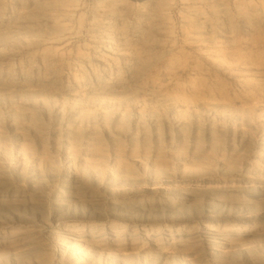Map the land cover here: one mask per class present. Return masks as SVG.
<instances>
[{
    "label": "bare ground",
    "instance_id": "obj_1",
    "mask_svg": "<svg viewBox=\"0 0 264 264\" xmlns=\"http://www.w3.org/2000/svg\"><path fill=\"white\" fill-rule=\"evenodd\" d=\"M262 25L263 0H0V220L110 222L115 241L131 221L158 229L264 225V206L234 204L264 196L263 115L207 89L202 70L184 65L179 50L232 43ZM189 70L194 77L182 80ZM228 154L232 166L224 165ZM189 160L197 161L184 167ZM167 186L173 192L156 198ZM47 194L59 202L46 215L38 201ZM129 195L134 200L124 203ZM110 196L123 200L113 219L102 205ZM192 201L214 204L193 217L178 205ZM233 232L238 238L215 256L264 264V245L251 248L248 233ZM83 235L59 249L66 264H134L127 260L137 255L135 264H200L185 249L115 254ZM42 253L38 246L28 255L48 264Z\"/></svg>",
    "mask_w": 264,
    "mask_h": 264
},
{
    "label": "rangeland",
    "instance_id": "obj_2",
    "mask_svg": "<svg viewBox=\"0 0 264 264\" xmlns=\"http://www.w3.org/2000/svg\"><path fill=\"white\" fill-rule=\"evenodd\" d=\"M179 50L182 51L181 61L184 65L191 67L196 72L202 70L201 82L206 85L207 89L223 93V95H227L230 98H236V100L246 105H252V103L256 105L258 108L257 114L263 115L258 124L259 126L261 125V128L264 127V25L254 34L236 33L232 43H222L218 40L210 47L201 49L187 47ZM204 52L210 56L208 61H204L201 57ZM192 74L193 71L189 70L181 79L184 81L188 80L194 77ZM250 94L255 96L257 101L250 102L248 98ZM196 161L189 160L183 166L191 167ZM224 162L226 166L234 165V161L229 154ZM178 166L181 167L179 164ZM178 166L177 164L172 165L176 171L181 169ZM141 183L146 188L149 183V177L147 175L141 176ZM21 189L27 191V185L24 184ZM173 189L171 186H167L165 188L166 193L159 192L156 198H165L164 195L172 193ZM142 193L143 196L148 198L149 195L146 190ZM255 195L245 196L238 202L236 201L237 203H234L235 201H229V203L233 202L237 205L241 202L253 204L256 207H263L264 196H259L258 193ZM134 198V195H129L125 198L124 203H131ZM223 199L219 196L216 201L221 202ZM120 201L123 200L111 196L102 200L108 219H113L111 209L118 205ZM167 201L176 200L168 198ZM58 202L54 200L52 194H47L38 201L39 204L41 203L44 206L46 215L52 214L55 204ZM207 204L214 203L210 201L203 203L192 201L178 205L182 206L185 209L184 211L194 217ZM51 222L52 218L44 220V222H37V224H19L18 221L14 222V224H6L4 220H0V264H34L36 255H28V252L31 248L38 246L43 247V253L38 256L47 257L48 264H66L60 255L61 251L59 249L65 245L77 242V236L81 234H84L83 238L86 239L84 241L88 245H93V247L101 246L104 250L115 254L175 250L178 248L185 249L187 253H196V258L200 264H225L223 258L216 257L213 250L224 248L228 250L230 243L235 241L233 239L238 238L233 235L236 233L233 231L248 233L244 238L246 239L245 241L251 242V248L258 249L264 245V225L260 223L249 229L243 228L242 230H235L234 227H227L224 230V227H212L202 222L193 223L190 228L176 225L158 229V227H145L142 223L138 222L135 224L134 221H131L123 230L124 239L115 241L113 233L118 230H115L110 222H106L105 225H99V223L96 228H89L88 224L82 228L77 227L78 225L75 226L76 224L66 225ZM117 226L118 228L122 227ZM158 230L161 233L157 234V238H154L153 233L159 232ZM147 231L150 232L148 236L145 235ZM178 231L183 233L181 239L177 237L176 233ZM99 233L104 234V236L97 240H89L97 237ZM135 233L137 235L133 238ZM171 233H173L175 238L172 239L168 236ZM188 235L190 238H188ZM140 257V255H137L136 259H128L127 263L135 264ZM238 259H242L241 255ZM100 261L102 264H118L115 259L106 260L101 258ZM123 263L125 262L123 261ZM171 264H174V261H171Z\"/></svg>",
    "mask_w": 264,
    "mask_h": 264
}]
</instances>
